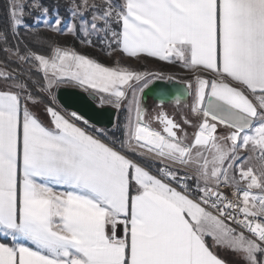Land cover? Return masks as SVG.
Returning a JSON list of instances; mask_svg holds the SVG:
<instances>
[{"label":"snow or ice","instance_id":"6c2138e0","mask_svg":"<svg viewBox=\"0 0 264 264\" xmlns=\"http://www.w3.org/2000/svg\"><path fill=\"white\" fill-rule=\"evenodd\" d=\"M0 53V264H264V0H5Z\"/></svg>","mask_w":264,"mask_h":264},{"label":"water","instance_id":"95a60500","mask_svg":"<svg viewBox=\"0 0 264 264\" xmlns=\"http://www.w3.org/2000/svg\"><path fill=\"white\" fill-rule=\"evenodd\" d=\"M153 87H156L155 85ZM59 103L68 110H78L97 127H110L116 110L110 107L100 108L87 99V93L73 87H61L57 93ZM146 103L151 100L155 105L157 100L152 89L146 90Z\"/></svg>","mask_w":264,"mask_h":264},{"label":"rangeland","instance_id":"374dc122","mask_svg":"<svg viewBox=\"0 0 264 264\" xmlns=\"http://www.w3.org/2000/svg\"><path fill=\"white\" fill-rule=\"evenodd\" d=\"M52 34V33H51ZM54 35V34H53ZM57 37H68V36H57ZM84 46V45H83ZM84 47H88V46H84ZM101 59H102V62L103 64L107 65V66H112L113 63H114V59L116 58H119L121 59L122 63H125V64H131L133 67H136V68H143L145 67V64H141V63H136L135 61H132L131 59L129 58H126V57H123L121 54H114V57H108L106 56L104 53L101 54ZM146 67L148 69H151V70H156V69H162L163 68L161 67V65H159L157 62H154L152 59H148L146 61ZM166 68H167V65H166ZM164 71H167V72H171L170 69H166ZM190 77V74L188 75H184V78H189ZM64 87V86H62ZM67 87H72V86H67ZM73 88H76V87H73ZM79 89V88H77ZM81 91H83L82 89H79ZM84 92V91H83ZM147 107L149 109H152L154 108L156 105L151 101L149 100L148 103H146ZM165 110L169 113V115L171 116H174V112H177L180 114L182 113H187V109L186 108H183V106H176V105H172V104H169V105H166L165 106ZM176 120H178V118L176 116H174ZM179 121V120H178ZM153 127H158V125H156L155 123L153 124ZM236 259V258H235Z\"/></svg>","mask_w":264,"mask_h":264},{"label":"trees","instance_id":"16d2710c","mask_svg":"<svg viewBox=\"0 0 264 264\" xmlns=\"http://www.w3.org/2000/svg\"><path fill=\"white\" fill-rule=\"evenodd\" d=\"M50 2H51V0H50ZM4 7H5V0H0V26H2L4 23ZM61 14L62 15L64 14L63 9H61ZM29 23H31V21H29ZM41 35H46L50 38L59 40L61 44L72 46L81 54L88 55L90 57L97 59L99 62H102L101 54L104 52L99 50L98 47H84L80 42L74 40L71 36L61 38V37H57V36H55L51 33H48V32L41 33ZM26 40L28 42H31L32 37H26ZM43 51L45 53L47 52L46 49H44ZM2 56H3V53H0V58H2ZM153 61L157 62L159 65H161L158 61H155V60H153ZM25 67H27V66H25ZM161 67L163 68V70L166 69L165 65H161Z\"/></svg>","mask_w":264,"mask_h":264},{"label":"crops","instance_id":"0c3cea01","mask_svg":"<svg viewBox=\"0 0 264 264\" xmlns=\"http://www.w3.org/2000/svg\"><path fill=\"white\" fill-rule=\"evenodd\" d=\"M159 63L161 65L166 66V64L164 62H159ZM166 69H170L171 72H177V73H182L183 75H188L187 73H184L183 70L180 69L179 67L167 65ZM173 112H174V116H176L178 118V120H180L181 119L180 114L175 112V111H173ZM41 117H42V119H45V121L47 120V117L43 114L42 111H41ZM208 239H209V243H211V238H208ZM217 252H218V255L220 257H222L223 259H225L227 261V264H240L239 260L232 253L224 251V250H220V249H218Z\"/></svg>","mask_w":264,"mask_h":264},{"label":"bare ground","instance_id":"6f19581e","mask_svg":"<svg viewBox=\"0 0 264 264\" xmlns=\"http://www.w3.org/2000/svg\"><path fill=\"white\" fill-rule=\"evenodd\" d=\"M169 104H172V103H167V104H165V106H166V105H169ZM172 105H174V104H172Z\"/></svg>","mask_w":264,"mask_h":264},{"label":"built area","instance_id":"2783aa9c","mask_svg":"<svg viewBox=\"0 0 264 264\" xmlns=\"http://www.w3.org/2000/svg\"><path fill=\"white\" fill-rule=\"evenodd\" d=\"M225 191H227V189H225Z\"/></svg>","mask_w":264,"mask_h":264}]
</instances>
